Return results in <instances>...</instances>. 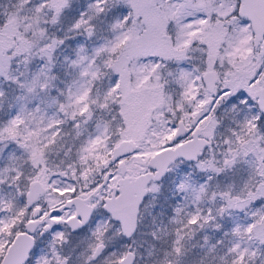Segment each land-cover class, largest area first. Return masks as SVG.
Instances as JSON below:
<instances>
[{"label": "snow or ice", "instance_id": "6c2138e0", "mask_svg": "<svg viewBox=\"0 0 264 264\" xmlns=\"http://www.w3.org/2000/svg\"><path fill=\"white\" fill-rule=\"evenodd\" d=\"M0 264H264V0H0Z\"/></svg>", "mask_w": 264, "mask_h": 264}]
</instances>
